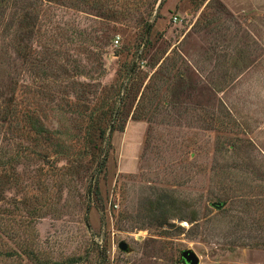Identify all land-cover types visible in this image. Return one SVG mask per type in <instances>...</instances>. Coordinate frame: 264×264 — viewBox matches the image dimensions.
I'll return each instance as SVG.
<instances>
[{"label": "rangeland", "instance_id": "374dc122", "mask_svg": "<svg viewBox=\"0 0 264 264\" xmlns=\"http://www.w3.org/2000/svg\"><path fill=\"white\" fill-rule=\"evenodd\" d=\"M185 250L264 264V0H0V264Z\"/></svg>", "mask_w": 264, "mask_h": 264}, {"label": "trees", "instance_id": "16d2710c", "mask_svg": "<svg viewBox=\"0 0 264 264\" xmlns=\"http://www.w3.org/2000/svg\"><path fill=\"white\" fill-rule=\"evenodd\" d=\"M20 21L21 23L22 21H24L23 14L21 15V19L19 20V22ZM103 164L105 165V162ZM176 205H177V200L172 195L169 194L163 195V197H161L160 199L156 201H152L150 203L152 214L154 216H159V217H163L165 214L174 211Z\"/></svg>", "mask_w": 264, "mask_h": 264}, {"label": "water", "instance_id": "95a60500", "mask_svg": "<svg viewBox=\"0 0 264 264\" xmlns=\"http://www.w3.org/2000/svg\"><path fill=\"white\" fill-rule=\"evenodd\" d=\"M216 207L221 210L224 205L217 204ZM119 248L124 252H129V245L125 242L120 243ZM182 259L185 264H200V258L193 250H185L182 253Z\"/></svg>", "mask_w": 264, "mask_h": 264}, {"label": "built area", "instance_id": "2783aa9c", "mask_svg": "<svg viewBox=\"0 0 264 264\" xmlns=\"http://www.w3.org/2000/svg\"><path fill=\"white\" fill-rule=\"evenodd\" d=\"M174 21H175V22H177V21H178V18H177V17H175V18H174Z\"/></svg>", "mask_w": 264, "mask_h": 264}]
</instances>
